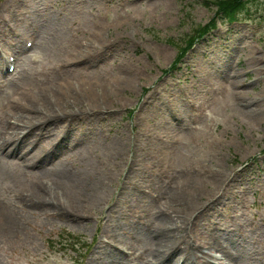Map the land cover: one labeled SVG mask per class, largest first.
Returning <instances> with one entry per match:
<instances>
[{
    "label": "rangeland",
    "instance_id": "374dc122",
    "mask_svg": "<svg viewBox=\"0 0 264 264\" xmlns=\"http://www.w3.org/2000/svg\"><path fill=\"white\" fill-rule=\"evenodd\" d=\"M237 6L218 26L214 0H0V57L20 56L0 81V143L10 100L78 91L35 104L61 116L22 144L35 161L0 153V264H160L170 241L226 262L213 240L264 264V0ZM42 184L45 202L25 196Z\"/></svg>",
    "mask_w": 264,
    "mask_h": 264
},
{
    "label": "bare ground",
    "instance_id": "6f19581e",
    "mask_svg": "<svg viewBox=\"0 0 264 264\" xmlns=\"http://www.w3.org/2000/svg\"><path fill=\"white\" fill-rule=\"evenodd\" d=\"M20 24L21 23L18 22L17 25L20 26ZM27 25L23 26V23L21 24V26H22L21 29H24L23 30L24 32L28 31V30H32V28H33L32 24L28 23ZM33 33H34V31L32 30L30 35H32ZM4 64H5L4 60L0 59V68L3 67ZM65 86L66 87H62V86L61 87H52L55 90L49 91V97L48 96L44 97V92L42 90H36L32 94L27 92L20 99H12L5 105L4 110H5V114H7V118H8L7 120L9 122L10 129L15 130L14 132L17 131L18 137L16 136L15 137L16 139L14 141H11L12 137L14 135L13 134L14 132L8 130L9 133L6 132V135L8 133L9 136L4 140L5 146H3L0 143V153L6 154V155H17L18 158L21 157L22 161L24 160V163L26 164V166H27V164H29L27 162H28V160H30L31 157H37V153L36 154L34 153V151H36L37 148H35L33 150V153H34L33 155L30 154L29 156H27V152H24L22 150V144L24 142L28 141L29 142L28 144L31 145V144H33V141L38 140V137H39V139H41L42 137H46L48 134V131L46 133L44 130L48 129V127L51 124H53L57 120H59L61 118V116L59 115L60 112L58 110H56L58 108H55L56 107L55 104L51 108L44 107L42 109H38L35 106V104L36 105L41 104L42 106H44L46 103L50 104L51 102H53V100H59L62 96L66 95V94L67 95L68 94H78L77 88L75 86L70 85L69 83H67V85H65ZM95 108H96V106H95ZM40 117H41V119L44 117L45 118H44V120L40 121ZM39 125L44 127V130H40L41 135H40V132L37 131V128ZM67 127H70V126L68 125V126H66V128ZM47 139L50 140L51 138L47 137ZM58 143H60V141H58ZM27 148H29V147H27ZM32 160L35 161L34 158ZM75 184H77L76 180H75ZM31 190H33V191L36 190L39 193L40 197L42 195L43 199L40 198L39 200L44 201L45 194L47 193V187L45 185L42 184V185H40L39 188L34 185L32 188H30V190H27V192L25 193L26 197L27 196L31 197L29 195V191H31ZM37 192H36V197L38 200V193ZM215 199H213V200H215ZM213 200H211V201H213ZM208 203L210 204L211 202L208 201ZM7 214H8V212H6V211H2V210L0 211V223H2V225H4V224L7 225L11 219V217H9ZM174 219L175 218L172 217V214H168V215L164 216L162 218L163 225L165 227H169V228L171 227L172 228V225L175 224V226H177L176 228H178V224H176ZM171 233H174V231H172ZM163 243H165V244H162V242H160L159 244L156 245V248L154 249V252L157 255V257L162 258L160 260V264H193L190 262V259L188 260L187 254L189 252H194L195 255L199 253L197 251V249H195V245L190 246L189 242H187V244L185 246H180V244H176L172 241L167 242V243L163 242ZM217 243H220V242L213 240L207 244L210 246V248H212ZM218 246H220V245H218ZM233 253H234L233 251L228 250L227 251L228 257H232ZM206 254L208 255V252H206ZM237 254H239V252ZM207 257L208 256L201 255L199 258V262L201 264H209V260H205V258H207Z\"/></svg>",
    "mask_w": 264,
    "mask_h": 264
},
{
    "label": "trees",
    "instance_id": "16d2710c",
    "mask_svg": "<svg viewBox=\"0 0 264 264\" xmlns=\"http://www.w3.org/2000/svg\"><path fill=\"white\" fill-rule=\"evenodd\" d=\"M214 2L219 5V12H221L220 17L222 18H237L240 12L237 9L239 0H214Z\"/></svg>",
    "mask_w": 264,
    "mask_h": 264
}]
</instances>
